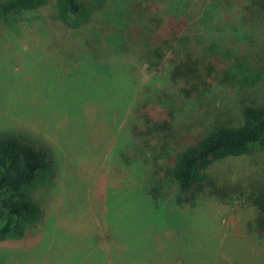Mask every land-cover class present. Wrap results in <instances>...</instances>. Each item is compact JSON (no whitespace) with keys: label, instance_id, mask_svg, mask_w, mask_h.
I'll return each instance as SVG.
<instances>
[{"label":"rangeland","instance_id":"1","mask_svg":"<svg viewBox=\"0 0 264 264\" xmlns=\"http://www.w3.org/2000/svg\"><path fill=\"white\" fill-rule=\"evenodd\" d=\"M234 1L223 0L222 18L237 16L240 2ZM149 2L154 8L144 9L145 14L170 18L183 31L194 25L195 36L203 40L210 39L213 31L219 32L215 26L209 33L194 24L206 3L189 4L186 15H181L183 5L172 4V0ZM48 15H27L17 28L2 36L0 44V137L11 134L35 146L52 163L56 176L53 181L50 169L46 170L43 178L49 180V186L53 181L50 191L43 195L40 186L32 192L34 204L42 208V221L19 241L0 242V264L172 263L156 253L153 224L146 230L138 226L154 218L161 219L165 228L174 222L169 229L178 240H185V236L189 240L181 264H263L256 258L260 249L264 251L258 240L254 254L247 250L250 238L246 221L254 208L243 199L233 203L202 197L195 207L162 204L152 214L144 203L151 205L143 197L147 174L143 157L137 155L139 147L131 143L135 148L126 150L134 159L133 174L112 169V159H118L113 150L130 108L170 88L168 63L158 67L135 63L132 57L101 49L82 36L92 29L119 30L114 21L100 24L94 20L83 30L70 32ZM111 15L114 13L106 17ZM127 16L134 18L128 28L140 29L137 15L133 12ZM141 19L148 24L146 17ZM214 21L222 35L229 33L227 29L224 32L217 15ZM124 32L128 34V30ZM89 62H108L104 63L108 66L98 71L85 66ZM217 102L206 101L196 118L194 101L181 102L185 114L181 116L179 110L175 113V139H192L188 132L198 136L218 119H236L233 110L229 112ZM124 140L128 139L120 143L126 147ZM208 172L216 179L228 177L232 181L250 172L263 176L264 150L215 162ZM177 253L181 254L180 247L175 248Z\"/></svg>","mask_w":264,"mask_h":264},{"label":"trees","instance_id":"2","mask_svg":"<svg viewBox=\"0 0 264 264\" xmlns=\"http://www.w3.org/2000/svg\"><path fill=\"white\" fill-rule=\"evenodd\" d=\"M125 1L128 2L123 7ZM172 1V4L183 5L181 15L184 12L186 15L189 4L206 3L194 24L203 26L209 33L215 26L220 33L213 31L216 35L212 33L210 39L203 40L195 36L194 25L183 31L170 18L145 14L144 9L152 11L154 8L148 0H0V44L2 36L17 28L27 15L45 12L49 14L48 19L70 32L83 30L94 20L100 24L114 21L119 30L92 29L82 36L93 45L99 44L101 49L132 57L135 63L158 67L167 62L170 88H165L167 92L161 96H148L145 102L139 101L130 108L123 123L125 129L124 126L120 129L113 150L118 159L117 162L112 159V169L133 174L134 159L126 150L134 149L135 144L139 147L137 155L143 157L147 174L146 183L142 185L143 197L151 205L144 203L146 211L152 214L158 212L162 204L195 207L202 197L233 203L243 199L254 208L252 217L246 221L249 242H252V245L248 243L247 250L254 254L255 240L264 250V175L250 172L233 181L228 177L221 180L211 176L208 169L229 157L264 150V0H239L235 18L229 15L222 18L223 0ZM133 12L142 25L140 29L128 28L134 18L127 14ZM110 13L114 15L106 17ZM216 15L223 22L224 32L226 29L229 32L225 36L216 28ZM143 17L148 19V24L141 19ZM104 63L89 62L85 66L100 71L108 66ZM209 99L218 101L219 106L228 108L229 112L233 110L236 119H218L198 136L188 132L192 139L183 136L175 139V113L179 110L181 116L185 114L180 103L193 100L197 105L195 115ZM184 123H187L185 127L190 125L187 121ZM124 138L128 139L124 140L127 148L120 143ZM24 141L11 134L0 137V242L19 241L38 226L42 221L39 220L42 208L34 204L32 192L42 186L43 195L47 194L56 177L55 168L50 167L52 163L46 155ZM49 169L54 178L50 180L51 186L49 180L43 178ZM146 223L138 226L146 230L153 224L151 237L158 242L156 253H160L163 260H173L168 264H181L185 251L188 252L187 237L178 240L169 229L174 222L166 228L159 218ZM177 247H180V255L175 254ZM260 252L256 258L264 264V251L260 249Z\"/></svg>","mask_w":264,"mask_h":264}]
</instances>
